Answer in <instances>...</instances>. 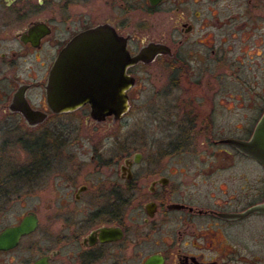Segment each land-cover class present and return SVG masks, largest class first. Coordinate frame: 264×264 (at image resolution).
Masks as SVG:
<instances>
[{
	"label": "flooded vegetation",
	"instance_id": "flooded-vegetation-1",
	"mask_svg": "<svg viewBox=\"0 0 264 264\" xmlns=\"http://www.w3.org/2000/svg\"><path fill=\"white\" fill-rule=\"evenodd\" d=\"M102 27L139 56L127 112L51 107ZM263 116L264 0H0V264H264V165L233 142Z\"/></svg>",
	"mask_w": 264,
	"mask_h": 264
},
{
	"label": "water",
	"instance_id": "water-1",
	"mask_svg": "<svg viewBox=\"0 0 264 264\" xmlns=\"http://www.w3.org/2000/svg\"><path fill=\"white\" fill-rule=\"evenodd\" d=\"M96 53L103 57L96 59ZM138 59L139 56L130 57L125 42L110 27L79 35L51 70L46 86L51 107L69 111L90 102L94 117L115 114L117 119L121 118L128 110L126 91L132 84L126 70ZM233 142L264 165V116L250 142ZM248 211L264 213V203Z\"/></svg>",
	"mask_w": 264,
	"mask_h": 264
},
{
	"label": "rangeland",
	"instance_id": "rangeland-1",
	"mask_svg": "<svg viewBox=\"0 0 264 264\" xmlns=\"http://www.w3.org/2000/svg\"><path fill=\"white\" fill-rule=\"evenodd\" d=\"M150 100V92L149 91H147V92H142L141 94H140V97H139V99H138V101L140 102V104H141V102L142 103H145V104H143L142 106H145V107H147V105H148V103H146V102H148ZM144 111L146 112L147 111V108H145L144 109ZM147 116H148V113L146 114ZM77 126V125H76ZM135 125H134V122H132V123H130V129L133 127V131H131V132H134V133H141V134H145V133H148V132H150V131H152V127H151V124H150V122H149V120H147L146 119V117L145 116H143L142 115V121H140V123H139V127H138V129H137V132H135V128L136 127H134ZM85 136H87V135H89L90 136V134L91 133H94V134H97L96 136H95V140L96 139H98V142H99V140L100 139H102L104 136H103V132H101V130L99 129V127H96L95 125H93V126H85V125H83L82 126V131H81ZM113 132H116V130L115 131H113ZM92 137V136H91ZM95 140H93V142L95 141ZM199 147V146H198ZM252 179L254 180V173H253V176H252ZM254 184V183H253ZM253 184H252V186H253ZM256 190V187H254L253 186V192ZM254 218H258V217H254Z\"/></svg>",
	"mask_w": 264,
	"mask_h": 264
}]
</instances>
